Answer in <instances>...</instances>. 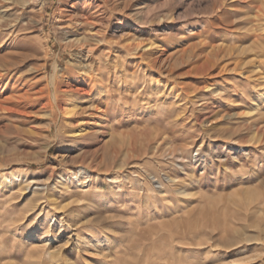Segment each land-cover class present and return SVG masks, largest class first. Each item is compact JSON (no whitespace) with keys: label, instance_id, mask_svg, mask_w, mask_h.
Here are the masks:
<instances>
[{"label":"rangeland","instance_id":"obj_1","mask_svg":"<svg viewBox=\"0 0 264 264\" xmlns=\"http://www.w3.org/2000/svg\"><path fill=\"white\" fill-rule=\"evenodd\" d=\"M73 1L14 0L0 35L5 95H34L0 130V264H264V0H96L86 137L53 108Z\"/></svg>","mask_w":264,"mask_h":264},{"label":"bare ground","instance_id":"obj_2","mask_svg":"<svg viewBox=\"0 0 264 264\" xmlns=\"http://www.w3.org/2000/svg\"><path fill=\"white\" fill-rule=\"evenodd\" d=\"M5 2H0V35L4 33V30H8L6 34H8L9 37L18 30L17 21L26 16V10L18 11V9H15L14 0H9V3ZM32 2H35V0H24L25 6L31 4ZM99 5L100 3L96 0L73 1L70 5V9L65 13L62 25L63 28H66L65 30L68 33V37L65 38L66 44L71 46L78 56V61L75 60L77 61V73L67 81L61 82L56 86V91L54 92L55 105H53V108L58 109L61 116L70 121L72 124L71 126H73L72 134L76 137H86L91 134H96L94 132H99L101 130V128H97V125L101 124L99 119H91V121L87 117H83L84 114H90L98 116V118H102L107 113V108L105 109L102 105H98L94 101V98L99 92L95 91L94 93H91L94 86H92V82L93 80L95 81L96 78V75L93 73L95 67L92 65L93 62H95L94 55L97 53L101 42L105 39L104 24L101 25L102 23H100L101 21L99 22L96 14L99 10L97 8ZM258 9L261 12L258 15L264 16V2L258 5ZM26 24H29V20H27ZM3 35L5 36V33ZM116 42H118L122 48L127 50L142 49V42L135 37L123 38ZM3 49L4 48L0 46V50ZM17 54L18 53L16 51H9L0 54V122H4L3 125L0 126V130H2L3 126H8L4 120H7L11 116H14L15 114L27 116L29 112L23 110L22 103L27 99L34 98V95H32L29 91H26L23 94L15 91L11 92V94L7 93L8 95H5V92H7L6 87H1L2 83L6 79L12 80L15 78V71L21 64V61L16 58ZM140 57H143V52ZM55 68L57 69L56 64ZM13 90H15V87H12V91ZM74 93H82L84 96L82 98L85 100V103L80 102L79 97L77 95H73ZM232 116V114L228 115V117ZM51 121L57 123V118L53 116ZM83 122H90V125L88 124L87 126L81 128L80 126H82ZM102 126H104L103 123L101 124V127ZM9 127L11 126L9 125ZM6 129L7 128H5V130Z\"/></svg>","mask_w":264,"mask_h":264}]
</instances>
